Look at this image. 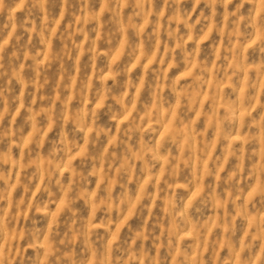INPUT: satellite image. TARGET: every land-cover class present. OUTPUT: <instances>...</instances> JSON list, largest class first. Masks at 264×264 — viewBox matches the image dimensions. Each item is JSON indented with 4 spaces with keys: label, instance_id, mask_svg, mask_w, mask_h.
Listing matches in <instances>:
<instances>
[{
    "label": "clouds",
    "instance_id": "obj_1",
    "mask_svg": "<svg viewBox=\"0 0 264 264\" xmlns=\"http://www.w3.org/2000/svg\"><path fill=\"white\" fill-rule=\"evenodd\" d=\"M0 264H264V0H0Z\"/></svg>",
    "mask_w": 264,
    "mask_h": 264
}]
</instances>
